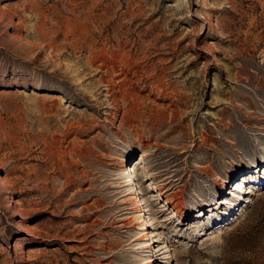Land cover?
<instances>
[{
	"label": "rangeland",
	"instance_id": "rangeland-1",
	"mask_svg": "<svg viewBox=\"0 0 264 264\" xmlns=\"http://www.w3.org/2000/svg\"><path fill=\"white\" fill-rule=\"evenodd\" d=\"M148 261L264 264V0H0V264Z\"/></svg>",
	"mask_w": 264,
	"mask_h": 264
},
{
	"label": "bare ground",
	"instance_id": "bare-ground-1",
	"mask_svg": "<svg viewBox=\"0 0 264 264\" xmlns=\"http://www.w3.org/2000/svg\"><path fill=\"white\" fill-rule=\"evenodd\" d=\"M142 142H140V144H141ZM140 160L141 161H143L144 160V154H141V157H140ZM162 185H165V186H170L167 182H166V180L165 179H162V181H161V186ZM160 185L158 186L157 185V188L160 190L162 187H161ZM168 189H172V188H168ZM174 192V191H173ZM173 192H171V195H172V198L171 199H173V201H175L174 202V204L172 205L171 203H169L170 201H168V199H165L166 200V202L167 203H169L172 207H173V209H176V211H178V209L180 208V201L177 199V196H176V194H174ZM246 192H253V189H251V188H249L248 189V191H246ZM139 197H138V193H134L133 195H132V197L130 198V200H131V202L133 203V205L135 206V208H137L138 206H139V200L140 199H138ZM200 212H201V210H200ZM141 224L144 226V227H142L141 229H146V227H145V225L147 224L146 223V220H144V219H142L141 220ZM143 233L145 234V236H143V240L144 241H146V242H149L150 241V238H147V232L144 230L143 231ZM149 234V233H148ZM151 245V244H150ZM150 245L149 244H147L146 246H145V248H150ZM148 264H151V261H148L147 262Z\"/></svg>",
	"mask_w": 264,
	"mask_h": 264
}]
</instances>
